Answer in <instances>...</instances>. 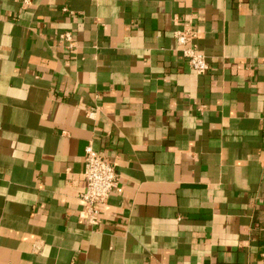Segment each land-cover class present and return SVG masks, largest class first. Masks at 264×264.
<instances>
[{"label": "crops", "instance_id": "0c3cea01", "mask_svg": "<svg viewBox=\"0 0 264 264\" xmlns=\"http://www.w3.org/2000/svg\"><path fill=\"white\" fill-rule=\"evenodd\" d=\"M0 264H264V0H0Z\"/></svg>", "mask_w": 264, "mask_h": 264}, {"label": "built area", "instance_id": "2783aa9c", "mask_svg": "<svg viewBox=\"0 0 264 264\" xmlns=\"http://www.w3.org/2000/svg\"><path fill=\"white\" fill-rule=\"evenodd\" d=\"M60 38L68 42L71 41L69 34H63ZM174 38L182 57L187 60L191 70L197 74L207 72L206 58L193 44V40L196 38L195 32L189 29L176 31ZM87 115L92 119L95 112L89 111ZM83 176L85 190L79 196L83 203L80 216L86 224L93 226L100 221L101 210L117 184V174L109 161L97 154L91 146H87L84 150Z\"/></svg>", "mask_w": 264, "mask_h": 264}]
</instances>
